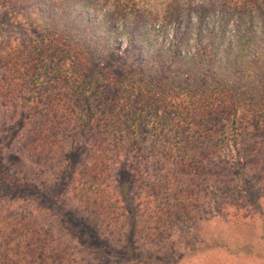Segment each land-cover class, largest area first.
<instances>
[{
    "label": "trees",
    "instance_id": "trees-1",
    "mask_svg": "<svg viewBox=\"0 0 264 264\" xmlns=\"http://www.w3.org/2000/svg\"><path fill=\"white\" fill-rule=\"evenodd\" d=\"M0 10L33 32L0 38V264L218 253L208 264H264V0H0ZM54 163L53 205L101 259H83L55 221L11 208L46 198L31 177ZM67 185L95 228L62 210ZM211 210L226 237L205 227Z\"/></svg>",
    "mask_w": 264,
    "mask_h": 264
},
{
    "label": "rangeland",
    "instance_id": "rangeland-1",
    "mask_svg": "<svg viewBox=\"0 0 264 264\" xmlns=\"http://www.w3.org/2000/svg\"><path fill=\"white\" fill-rule=\"evenodd\" d=\"M33 35L31 29L27 26L15 25L11 24L9 21V14L5 10H0V38H17V39H25L29 38ZM32 173V172H31ZM30 174V172L28 173ZM60 174L61 169L57 163H54L50 166V170L47 171L44 175L36 178L31 177V181L36 183L35 189H38L40 193L44 191L46 194V198L39 199V197L27 194L21 197L20 199H16L14 203L11 204V208L15 211H24V212H34L40 219H44L45 221L52 222L55 221L56 226L63 232L66 236V239L72 242L77 247V251L83 257V259L89 261L91 258L98 260L101 259L100 255L96 253H91L90 241L91 236L88 230L80 231L79 227H73L71 223L65 222L64 219L60 218L59 211L54 207V200L58 197L59 189L58 185L60 182ZM239 176V175H237ZM238 178V177H236ZM239 179V178H238ZM66 188L63 191V195L58 198L63 204V211L74 210L77 212V217H80L89 224L92 228H95L94 220L85 212H82L78 202L76 199L69 193V185L65 186ZM37 190V191H38ZM8 194H11L10 190L7 191ZM39 195V194H38ZM43 196V195H42ZM48 196V197H47ZM2 199L0 198V201ZM58 218V219H57ZM58 222V223H56ZM216 224L223 230L224 236L226 237L227 227L223 225L222 221L219 220L216 213L211 210V216L209 222L206 223L205 227L215 226ZM229 232V231H228ZM175 249L178 247H182L181 240H178L174 244ZM184 245V244H183ZM172 246V245H171ZM143 249V248H142ZM145 254L152 253L157 249L155 247H145ZM91 254V255H89ZM225 257L221 256V254H216L214 257L201 256L195 259L193 262L182 263V264H208L213 261H224ZM127 264V263H125ZM135 264V263H128Z\"/></svg>",
    "mask_w": 264,
    "mask_h": 264
}]
</instances>
